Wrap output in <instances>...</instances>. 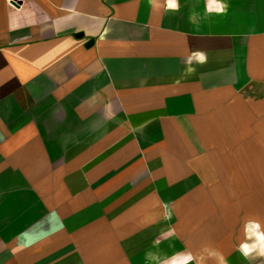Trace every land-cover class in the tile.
Instances as JSON below:
<instances>
[{"label":"crops","instance_id":"0c3cea01","mask_svg":"<svg viewBox=\"0 0 264 264\" xmlns=\"http://www.w3.org/2000/svg\"><path fill=\"white\" fill-rule=\"evenodd\" d=\"M260 191L264 0H0V264H233Z\"/></svg>","mask_w":264,"mask_h":264},{"label":"rangeland","instance_id":"374dc122","mask_svg":"<svg viewBox=\"0 0 264 264\" xmlns=\"http://www.w3.org/2000/svg\"><path fill=\"white\" fill-rule=\"evenodd\" d=\"M253 202V203H252ZM258 203L257 205L254 203ZM257 206V210L255 212H245L242 213L240 216H242L243 218L245 216H250L252 214L254 215H258L259 218H263L262 220V225L264 226V191H260L259 195L257 197H254L253 200H248V202L244 203L243 206L246 208H249L251 206ZM229 216L231 217V221H236L237 220V215L238 213H228ZM241 226V225H240ZM240 226L238 227L237 230H244L241 229ZM262 230L264 232V228L262 227V229H258L257 231H259L260 233H262ZM247 238L250 241H254V243L256 242V235L255 234H251V233H247ZM233 264H264V256H257L255 252L252 253V255L248 258H236L235 260L232 261Z\"/></svg>","mask_w":264,"mask_h":264},{"label":"clouds","instance_id":"9594fccd","mask_svg":"<svg viewBox=\"0 0 264 264\" xmlns=\"http://www.w3.org/2000/svg\"><path fill=\"white\" fill-rule=\"evenodd\" d=\"M258 227L257 225V228ZM241 252L245 258L250 257L253 252H255L257 256H264V233L257 232L256 242L251 245H242Z\"/></svg>","mask_w":264,"mask_h":264},{"label":"built area","instance_id":"2783aa9c","mask_svg":"<svg viewBox=\"0 0 264 264\" xmlns=\"http://www.w3.org/2000/svg\"><path fill=\"white\" fill-rule=\"evenodd\" d=\"M8 2L13 6H18L23 0H8Z\"/></svg>","mask_w":264,"mask_h":264},{"label":"water","instance_id":"95a60500","mask_svg":"<svg viewBox=\"0 0 264 264\" xmlns=\"http://www.w3.org/2000/svg\"><path fill=\"white\" fill-rule=\"evenodd\" d=\"M94 41H91V43H93Z\"/></svg>","mask_w":264,"mask_h":264}]
</instances>
